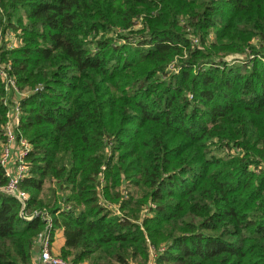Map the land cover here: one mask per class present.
Instances as JSON below:
<instances>
[{
  "label": "trees",
  "instance_id": "obj_1",
  "mask_svg": "<svg viewBox=\"0 0 264 264\" xmlns=\"http://www.w3.org/2000/svg\"><path fill=\"white\" fill-rule=\"evenodd\" d=\"M0 29L31 144L0 264L56 230L73 264H264V0H0Z\"/></svg>",
  "mask_w": 264,
  "mask_h": 264
},
{
  "label": "built area",
  "instance_id": "obj_2",
  "mask_svg": "<svg viewBox=\"0 0 264 264\" xmlns=\"http://www.w3.org/2000/svg\"><path fill=\"white\" fill-rule=\"evenodd\" d=\"M0 78L5 84V90L10 91L12 88L15 93L9 98H4L3 103L7 106L6 120L1 127L0 142V166L4 170L7 178L6 184L0 188L6 194L12 195L23 204L28 200V193L21 188L20 183L23 178L29 174V166L26 157L31 149L29 141L19 132L20 123V97L27 95L29 92L19 91L4 71V65L0 64ZM38 89V88H36ZM8 94V93H7ZM49 222L47 228L51 226ZM40 240V263L39 264H73L72 262L54 254L51 250L52 240L46 232Z\"/></svg>",
  "mask_w": 264,
  "mask_h": 264
},
{
  "label": "rangeland",
  "instance_id": "obj_3",
  "mask_svg": "<svg viewBox=\"0 0 264 264\" xmlns=\"http://www.w3.org/2000/svg\"><path fill=\"white\" fill-rule=\"evenodd\" d=\"M3 32H4V30L0 29V46H3V45L7 46L8 44H11L12 46H14L16 48L17 46H19L21 44L20 39L17 36L16 31L10 30V33L8 31H6L5 36H4ZM233 58L241 60V59H244L245 57H244V55L238 54L235 56L228 57L227 60L231 61ZM24 92L27 93L29 91L26 89ZM6 96H7V98H9L11 95L9 93ZM67 194H68V191H61V190L59 191V189H56V187H54V185H52L51 182L45 181L43 183L42 190L39 193V197L43 198L44 200L51 202V203L54 202L55 200H58V202L60 204V203H63L62 200ZM28 196H29V193H28ZM104 204L109 205V203H105V201H104ZM112 206L115 207L116 203H114ZM82 208H83V206H81V205L78 207V209H82ZM62 236H63L62 233H60L59 237L62 238ZM52 242H53V240H52ZM51 250H52V245H51ZM54 254H56V253H54ZM57 255H59L61 258H64L70 262L72 261V258L70 256L64 257L63 254H61V250ZM77 264H86V263L79 262Z\"/></svg>",
  "mask_w": 264,
  "mask_h": 264
},
{
  "label": "crops",
  "instance_id": "obj_4",
  "mask_svg": "<svg viewBox=\"0 0 264 264\" xmlns=\"http://www.w3.org/2000/svg\"><path fill=\"white\" fill-rule=\"evenodd\" d=\"M60 233H62V230H56L55 235L53 237V242H52V252L56 253V254H58L60 252V248L62 247V245L64 243L63 236H62V238L59 237ZM39 256H40V241L37 242L35 247H34L32 264H39L40 263Z\"/></svg>",
  "mask_w": 264,
  "mask_h": 264
},
{
  "label": "water",
  "instance_id": "obj_5",
  "mask_svg": "<svg viewBox=\"0 0 264 264\" xmlns=\"http://www.w3.org/2000/svg\"><path fill=\"white\" fill-rule=\"evenodd\" d=\"M20 215H21L22 218H24V219H26V220H31L32 218L35 217V215H33V216H29V217H26V216L24 215V212H23V211H21Z\"/></svg>",
  "mask_w": 264,
  "mask_h": 264
}]
</instances>
